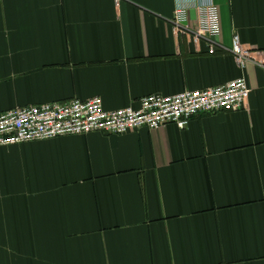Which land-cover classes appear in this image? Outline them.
<instances>
[{
  "label": "crops",
  "instance_id": "obj_1",
  "mask_svg": "<svg viewBox=\"0 0 264 264\" xmlns=\"http://www.w3.org/2000/svg\"><path fill=\"white\" fill-rule=\"evenodd\" d=\"M118 1V2H117ZM206 0H0V112L102 96L106 109L245 77L239 111L188 126L0 147V264H264V0H213L222 49L173 29Z\"/></svg>",
  "mask_w": 264,
  "mask_h": 264
},
{
  "label": "built area",
  "instance_id": "obj_2",
  "mask_svg": "<svg viewBox=\"0 0 264 264\" xmlns=\"http://www.w3.org/2000/svg\"><path fill=\"white\" fill-rule=\"evenodd\" d=\"M196 9L198 24L195 30L188 24L189 8L185 5L176 8L173 29L192 31L195 40L204 39L209 53L215 54L222 49L220 9L213 0L199 2ZM233 37L231 53L240 68L249 64L264 67V52L245 47L238 35ZM249 96L248 82L240 77L208 89L186 90L175 95H146L141 97L138 108L109 110L102 96L16 107L0 112V147L92 132L123 135L143 127L156 129L168 124L183 130L199 114L244 109Z\"/></svg>",
  "mask_w": 264,
  "mask_h": 264
}]
</instances>
